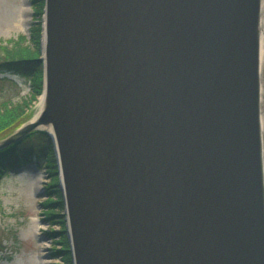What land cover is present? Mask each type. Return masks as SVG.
<instances>
[{"label":"water","instance_id":"water-1","mask_svg":"<svg viewBox=\"0 0 264 264\" xmlns=\"http://www.w3.org/2000/svg\"><path fill=\"white\" fill-rule=\"evenodd\" d=\"M262 10L44 0L45 106L0 149L51 138L72 264H264Z\"/></svg>","mask_w":264,"mask_h":264},{"label":"rangeland","instance_id":"rangeland-1","mask_svg":"<svg viewBox=\"0 0 264 264\" xmlns=\"http://www.w3.org/2000/svg\"><path fill=\"white\" fill-rule=\"evenodd\" d=\"M35 4L34 0H0V45H9V40L20 35L29 38L31 27L38 19ZM262 11L264 23V0ZM38 97L33 95L31 79L0 70V106L18 107L21 114L27 110L18 122L32 116ZM32 159L0 176V264H68L64 262L65 254L55 251L61 248L60 232L67 225L64 208L57 204L44 205L48 199L55 200L56 194L49 192L48 186L57 178L59 182L60 172L54 176L43 158ZM57 184L51 189H56ZM50 211L52 215L48 218L45 213Z\"/></svg>","mask_w":264,"mask_h":264},{"label":"trees","instance_id":"trees-1","mask_svg":"<svg viewBox=\"0 0 264 264\" xmlns=\"http://www.w3.org/2000/svg\"><path fill=\"white\" fill-rule=\"evenodd\" d=\"M36 1L35 15L38 18L31 27L29 38L20 35L19 38L9 40V45H0V70H9L13 73L28 77L32 80L33 95L39 96L42 92V64L39 60L41 55V31L44 0ZM40 18V20H39ZM4 107V108H2ZM0 106V135L5 131L4 136L15 129L19 123L18 120L24 115L21 114L18 107L9 108L5 104ZM26 119L28 116H24ZM25 121V119H24ZM23 123V122H22ZM8 129V130H7ZM3 137V136H2ZM40 158L45 160V164L54 173L58 175L57 160L54 155L53 142L45 131L36 130L29 133L23 139L15 144L10 145L5 150H0V176L3 172L13 171L26 164ZM58 178L54 180L56 186ZM53 185L48 186L49 192L56 194L55 200L48 199L44 205L57 204L63 207V201L59 189H51ZM49 218L52 211L45 213ZM61 234V248L57 251L65 254L64 262L72 264L71 254L69 251L70 244L64 231Z\"/></svg>","mask_w":264,"mask_h":264},{"label":"bare ground","instance_id":"bare-ground-1","mask_svg":"<svg viewBox=\"0 0 264 264\" xmlns=\"http://www.w3.org/2000/svg\"><path fill=\"white\" fill-rule=\"evenodd\" d=\"M43 17V15H42ZM43 22V18H42ZM259 78H260V110H259V124H260V136H261V163L263 168L264 176V23L261 20L260 30H259ZM45 106V96L43 91L38 97V102L34 113L32 114V119H35L43 110ZM48 131L52 133L49 128Z\"/></svg>","mask_w":264,"mask_h":264}]
</instances>
